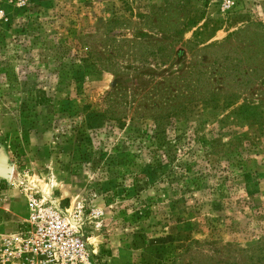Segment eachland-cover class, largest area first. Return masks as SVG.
Returning <instances> with one entry per match:
<instances>
[{
    "label": "rangeland",
    "instance_id": "1",
    "mask_svg": "<svg viewBox=\"0 0 264 264\" xmlns=\"http://www.w3.org/2000/svg\"><path fill=\"white\" fill-rule=\"evenodd\" d=\"M31 194L94 264H264V0H0V247Z\"/></svg>",
    "mask_w": 264,
    "mask_h": 264
},
{
    "label": "built area",
    "instance_id": "2",
    "mask_svg": "<svg viewBox=\"0 0 264 264\" xmlns=\"http://www.w3.org/2000/svg\"><path fill=\"white\" fill-rule=\"evenodd\" d=\"M83 216L31 194L19 220L22 227L0 247V264H94L96 253L86 238Z\"/></svg>",
    "mask_w": 264,
    "mask_h": 264
}]
</instances>
